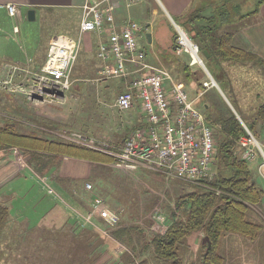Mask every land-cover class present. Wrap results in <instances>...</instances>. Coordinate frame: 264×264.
<instances>
[{
    "label": "rangeland",
    "instance_id": "1",
    "mask_svg": "<svg viewBox=\"0 0 264 264\" xmlns=\"http://www.w3.org/2000/svg\"><path fill=\"white\" fill-rule=\"evenodd\" d=\"M63 14L59 11L46 13L43 18H37L31 23L23 18L20 26L22 35L26 37V43L20 42L19 45L25 49L40 48L38 52L41 57L45 56L46 43L51 35L68 34L78 43L76 59L70 74L71 88L66 93L65 99L40 105L41 110L28 109L27 111L31 112L26 115L28 125L29 123L35 125L38 121L34 115L37 110L43 115V126L46 127L45 122L49 121L55 125L51 130L59 133L56 136L53 132L47 131L51 133L50 137L44 136V138H60L73 142L67 138L75 133L115 147L120 139L136 128L137 124L135 118H132L134 109L126 113H118L114 107L117 96L127 88L119 81L118 84L111 82L106 87L92 82L99 78L96 66L98 67L101 62L95 53L91 54L86 48L85 33L79 36L78 31H70L72 28L70 18L64 19ZM177 20V18L171 20L172 29L163 19H158L155 25L162 30L160 33L164 35L162 40L164 47L172 42L173 30L177 32L173 24L179 23ZM260 21L262 19L258 15L256 18L250 15L245 24L257 30L256 25L252 24H259ZM136 23L141 25L144 31L146 30L144 24ZM261 26L264 27V24ZM179 28L184 31L182 27ZM233 29L235 32V28ZM185 33L194 41L189 33ZM236 38L238 36L234 34V40ZM249 51L258 59L243 62L245 65L242 69H237L239 66L223 63L220 65L222 71L218 66L209 64L199 51L198 56L207 72L199 65H190L191 58L184 52L176 57L172 49L159 48L154 54L172 80L184 84L189 100L196 99L195 107L202 113L203 106L207 103L209 109L205 114H218L221 118H227L228 110H231L235 117H240L238 121L242 126L245 124L248 127L255 126L259 134L256 141L264 144V117L259 116L260 108L264 105V32L263 35L260 33L257 36L254 46L250 45ZM148 56L151 58V54L148 53ZM196 58L198 57L195 56ZM186 67H189L193 77L188 81L183 71ZM204 83H208V89L203 96L196 98V91L203 89L197 85L203 86ZM212 83L214 86L211 87ZM20 92L23 95L22 91ZM3 95L4 93L0 92V98L4 100V103L0 104L2 123L5 121L2 114H7L3 105L8 106ZM21 101L22 104L9 101L12 108L19 110L18 113V110L9 108L10 115L18 117V114L23 112L22 108L28 106L24 100ZM45 127L44 130H48ZM29 128L36 130L34 126L19 128L18 125L16 130L26 133ZM210 129L213 133L214 130L211 127ZM6 158H14L8 166H5L6 161H3L7 160ZM0 160V176H4L2 174L5 173L4 182H8L4 183L5 186L0 184L1 196L5 199L3 204L9 210V224L7 223L8 225L6 224L0 232V264H120L123 252L127 249L113 240L110 233L130 225L143 228L147 237L153 233L164 232L170 223V210H173L175 200L192 190L189 186L191 183L171 179L147 169L126 172L111 167L114 170H111L110 174L114 184L102 180L96 181L89 176L86 163L82 161L74 163L65 159L60 161L52 175H45L49 179L46 184L54 191V194H48L46 185L41 181L42 178L31 173L32 170L30 171L24 155L17 148L1 151ZM257 167L258 162L249 163L253 176L264 190V178L258 175ZM214 172L212 168L211 175H214ZM262 173L264 174V169ZM2 179L1 177L0 181ZM86 184H90L91 188L87 189ZM63 189L73 195L79 193V198L82 199L81 207L71 202ZM74 191L77 192L74 194ZM96 196L104 201L106 207L119 212L120 221L116 228L104 227L97 219L95 220L97 227L91 225L82 227V221L67 207L86 212L92 198ZM259 213L264 218V200ZM89 244L91 250L87 248ZM223 247L226 250L230 249L229 258L232 264H264V245L261 248L260 243L229 238L225 240ZM202 253L203 246L199 245L196 239L191 243L189 252L185 254V260L190 264H198ZM142 258H147L149 264H155L148 253L143 254ZM139 260L140 257L137 261Z\"/></svg>",
    "mask_w": 264,
    "mask_h": 264
},
{
    "label": "trees",
    "instance_id": "2",
    "mask_svg": "<svg viewBox=\"0 0 264 264\" xmlns=\"http://www.w3.org/2000/svg\"><path fill=\"white\" fill-rule=\"evenodd\" d=\"M263 3L264 0H250V15L255 14ZM238 9L239 5L236 4L232 8L233 13H237ZM224 11L227 12L220 6L219 16L225 15ZM212 16L205 10L197 9L184 13L180 23H176L193 40L201 41L208 54L205 59L209 64L218 66L222 71V63L243 64L257 58L253 53H240L228 47L226 36L221 35V24H217L216 17ZM185 78L186 81L191 80L192 73H186ZM197 86L203 88L201 84ZM203 108L205 121L214 130L212 135L215 152L211 164L214 175L196 184H189L192 190L177 197L173 210H170V223L164 232L147 237L143 228L138 225L112 231L111 238L127 249L123 252L120 264H149L147 258L141 259L147 253L155 264H190L186 262L185 254L189 252L195 238L200 239V245L203 246L198 264H232L230 249L223 247L225 240L229 238L260 243L263 248L264 218L259 209L262 208L264 190L257 183L249 164L241 159L237 147L239 138L246 136V132L231 110H228L229 117L221 118L218 114H205L209 109L208 103ZM259 116L264 117V105L260 108ZM4 118L5 121L0 122V152L17 148L24 155L30 169L39 177L54 171L60 161L72 159L86 163L93 180L114 184L110 175L113 169L109 165L115 158L110 154L60 138H44L50 137L53 131L51 129L55 126L49 121L45 122L48 130H43L41 134L37 129L34 131L31 128L23 133L16 130L17 125L20 126L17 120ZM245 127L258 139L255 126L248 127L245 124ZM120 145L121 141L113 150L117 151ZM63 191L75 205H82L79 193L73 195L66 189ZM7 223L9 224V210L0 202V232ZM87 248L90 249V244ZM139 257L140 260L137 261Z\"/></svg>",
    "mask_w": 264,
    "mask_h": 264
},
{
    "label": "built area",
    "instance_id": "3",
    "mask_svg": "<svg viewBox=\"0 0 264 264\" xmlns=\"http://www.w3.org/2000/svg\"><path fill=\"white\" fill-rule=\"evenodd\" d=\"M104 1L109 0H85L81 7L80 36L86 32H100L105 22L112 21L110 7L100 8ZM1 8L10 18L20 17V10L15 4H5ZM139 29L135 23L128 22L120 32L111 31L109 45L102 44L99 47V57L107 59L109 48L114 66L104 67L96 81L126 78L131 73L127 64L134 66L136 76L129 87L117 96L114 106L118 113H126L139 101L147 123L134 128L122 140L117 151L81 134H70L67 139L110 154L115 160L109 166L114 169L126 172L147 169L171 179L196 184L212 177L211 164L215 152L212 131L203 113L195 107L196 99L189 100L184 85L173 81L165 68L146 64L145 52L139 49L135 36ZM13 31L17 33L18 27L14 26ZM176 31L177 49L190 56L191 65H199L205 71L203 61L198 56L199 47L183 30L176 28ZM77 49L78 43L72 38L63 35L52 37L39 72L23 69L20 71L23 79L17 82L11 73L18 71L13 69L5 80L0 81V89L23 88L26 90V100L34 106L62 101L71 88L70 74ZM195 56L198 58L195 59ZM208 87V83L203 84L204 91ZM204 91L198 90L196 98L201 97ZM243 128L246 136L240 137L237 143L240 157L248 164L258 162V175L264 178V144L257 142L245 126ZM41 178L47 193L54 194L53 189L46 184L47 179ZM86 188L90 189V184H86ZM67 207L82 221V227H97V219L104 227L113 229L120 221L119 212L106 207L97 196L92 198L86 212Z\"/></svg>",
    "mask_w": 264,
    "mask_h": 264
},
{
    "label": "crops",
    "instance_id": "4",
    "mask_svg": "<svg viewBox=\"0 0 264 264\" xmlns=\"http://www.w3.org/2000/svg\"><path fill=\"white\" fill-rule=\"evenodd\" d=\"M85 0H0V81H3L7 78V76L10 75L11 70L14 69V71H18V73H11V76L13 80H16L17 82L21 81L23 79V73L20 72L23 69L24 70H29L31 72H39V70L42 68L46 55H47V50H48V45H49V40L54 37L53 35L49 36L48 41H47V50L45 52V56L41 57L39 55L38 50L35 48L33 49L32 47L30 49H25L23 46L19 45L21 42L26 43V37L22 35L21 33V23L23 21V18L27 20V11L30 9H33L35 11L34 13V21H36L37 18L41 19L45 16L46 13H55L56 11L64 13V19L65 17L70 18L69 21L72 23V28L70 31H78L79 32V22L81 18V7L84 4ZM15 4L18 6L20 10V17L19 18H10L5 10L1 8V6L5 4ZM239 5V9L237 13H233L232 8L235 7V5ZM220 6L224 9L227 10L224 11L225 15H220L219 16V9ZM250 0H109V1H104L100 5L101 9H105L106 7H110L111 13H112V21L111 22H105L104 26L100 30V32H86L85 33V41L86 43V48L90 50V53L96 55L97 59L101 62V64L97 67L96 69L98 70L97 77L100 75V71L104 67H113L114 66V59L113 56L108 48L107 50V59L102 60L99 57V47L103 44L105 46L109 45V37L111 31L115 32H120L128 22H133L135 23L140 29L138 32H136V40H137V45L139 49L143 50L145 52V61L149 63L150 65H157L158 67H162L163 64L159 61V58L156 57L154 54L157 49H164V48H170L176 55V57L181 54L177 47H176V32L173 30L171 39V43H167V46L164 47V44L162 42L164 35H162L160 32L162 31L161 29L156 28V23L158 19H163L164 22H166L170 28L172 19L177 18L180 23L181 21V16L186 13V12H191L193 10H205L208 13L211 14V16H215L216 23L221 24L222 29H221V35L224 34L227 38V46L232 47L233 49L241 52H250V45L253 47L254 46V40L257 39V36L261 33L263 35L264 32V27L261 25L264 24V3L259 7L258 11L253 14V17L259 16V18L262 19L259 24H252L256 25V29H251V25H246L245 21L250 17ZM229 8V9H228ZM229 11L231 12L229 14ZM70 16V17H69ZM212 16V17H213ZM32 21V22H34ZM30 22V21H28ZM139 24H144L146 30L144 31L141 25ZM31 23V22H30ZM175 28H179V25L173 23ZM17 26L18 27V32L15 33L13 31V27ZM235 28V32L234 29ZM172 29V28H171ZM150 34V41L146 37V34ZM89 34V35H88ZM234 34L238 36L234 40ZM67 36L69 38H72L68 34H58L56 36ZM83 35V34H82ZM80 36V35H79ZM254 37H256L254 39ZM145 38V39H144ZM93 39V40H92ZM144 39V41H142ZM261 41V39H259ZM262 42V41H261ZM148 53L151 54V58L148 56ZM186 53V52H184ZM90 54V55H91ZM187 54V53H186ZM188 55V54H187ZM223 64V63H222ZM228 64V63H227ZM191 65V62H190ZM230 65V64H229ZM237 67V69H242L244 67L245 63L243 64H232ZM127 67L129 71L131 72L126 78H115V79H109L103 82H98L92 81L95 83H99L100 85H106L111 84V82H117L124 86L126 88L129 87L130 82L134 79L136 74L134 73V66L127 64ZM164 68V67H163ZM184 76L186 77V73L188 74L189 72V67H186L184 70ZM191 73V72H189ZM186 79V78H185ZM177 83L183 84L181 81H178ZM116 84V85H117ZM166 87L169 86V84H165ZM184 85V84H183ZM104 87V88H105ZM200 87V86H198ZM185 89V88H184ZM22 94L21 95V92ZM204 89L201 90L203 92ZM0 92H3L4 95L2 96L5 99V102L8 103V106H4L5 110H7L5 113L7 114H2L4 117L7 119H12V120H20V126L19 128L26 127V126H34L40 134L43 133V121L41 118H43V115L41 112L39 113L37 110L35 111V119L38 118V121L35 123V125H31L29 123L28 125V120H27V113L30 114V111H27L30 108L34 109H39V106H34L30 104L26 100V90L25 89H0ZM105 92V91H104ZM186 92V91H185ZM198 90L196 91V94ZM205 92V91H204ZM187 94V93H186ZM204 94V93H203ZM188 96V95H187ZM203 96V95H202ZM189 98V97H188ZM21 100H24L25 103L28 105L25 109L22 108L23 112L18 114V117H14V115L9 114L10 109L18 110V108H12V105L9 104V101L12 103H23ZM116 100V99H115ZM136 102L138 104H136ZM135 102V107L132 108L133 111V116L132 118H135V123L136 128L145 126L146 122V117L145 114L141 108V104L139 101ZM4 103V100H1L0 98V104ZM115 104V101H114ZM38 107V108H37ZM115 107V106H114ZM10 108V109H9ZM19 113V110H18ZM38 115V117H37ZM45 127V126H44ZM53 132L54 135H58L59 133L55 131ZM125 138V136H124ZM124 138L120 139L122 141ZM114 148V147H112ZM119 147L117 148V150ZM6 165L8 166L11 161L14 158H6ZM72 160V159H69ZM73 161V160H72ZM1 162V160H0ZM9 162V163H8ZM74 163H77L74 161ZM55 170V168H54ZM31 171V169H30ZM54 171L50 173V175L53 174ZM31 173L36 175L33 171ZM0 176L2 177V181H0V184L8 183L4 182L5 180V173H3ZM71 175V174H70ZM164 176V175H163ZM47 180H49L46 176H44ZM33 178V177H32ZM50 182V181H49ZM1 185V186H2ZM6 184H4L5 186ZM73 190V189H72ZM1 191L2 187L0 188V202L4 203L5 199L1 196ZM77 191H74V193ZM2 198V199H1ZM11 219L13 217L10 216ZM15 220V219H13ZM198 241V244L200 245V239L195 238L194 240Z\"/></svg>",
    "mask_w": 264,
    "mask_h": 264
},
{
    "label": "water",
    "instance_id": "5",
    "mask_svg": "<svg viewBox=\"0 0 264 264\" xmlns=\"http://www.w3.org/2000/svg\"><path fill=\"white\" fill-rule=\"evenodd\" d=\"M34 13H35V11H34L33 9H30V10L27 11V20H28V21H30V22L34 21V19H35V17H34ZM146 37H147V38L149 39V41H150V34L147 33V34H146ZM194 42H195L196 45L199 47L202 56H203L204 58H207L208 54H207L206 50L203 49V45H202L201 41H200L199 39H195ZM203 68H204L205 71L207 72L205 66H204ZM211 80H212V79H211ZM212 82H213V81H212ZM215 87H216V85H215ZM236 118H237V120H239V117H238V116H237ZM208 247H210V246H208Z\"/></svg>",
    "mask_w": 264,
    "mask_h": 264
},
{
    "label": "bare ground",
    "instance_id": "6",
    "mask_svg": "<svg viewBox=\"0 0 264 264\" xmlns=\"http://www.w3.org/2000/svg\"><path fill=\"white\" fill-rule=\"evenodd\" d=\"M188 46H190V43H189V42H188ZM193 55H195L194 52H193ZM179 181H180V180H179Z\"/></svg>",
    "mask_w": 264,
    "mask_h": 264
}]
</instances>
